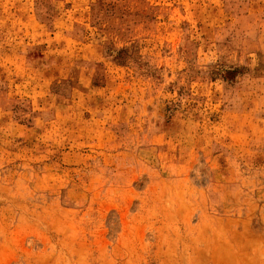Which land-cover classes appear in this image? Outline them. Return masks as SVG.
Returning <instances> with one entry per match:
<instances>
[{"label": "rangeland", "instance_id": "1", "mask_svg": "<svg viewBox=\"0 0 264 264\" xmlns=\"http://www.w3.org/2000/svg\"><path fill=\"white\" fill-rule=\"evenodd\" d=\"M0 264H264V0H0Z\"/></svg>", "mask_w": 264, "mask_h": 264}]
</instances>
